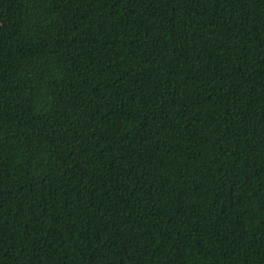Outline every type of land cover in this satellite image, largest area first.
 <instances>
[{
    "label": "trees",
    "instance_id": "1",
    "mask_svg": "<svg viewBox=\"0 0 264 264\" xmlns=\"http://www.w3.org/2000/svg\"><path fill=\"white\" fill-rule=\"evenodd\" d=\"M0 264H264V0H0Z\"/></svg>",
    "mask_w": 264,
    "mask_h": 264
}]
</instances>
